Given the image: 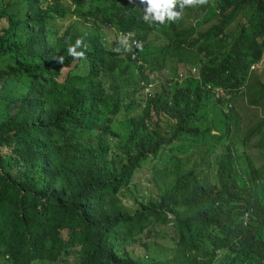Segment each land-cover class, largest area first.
Here are the masks:
<instances>
[{
	"label": "trees",
	"instance_id": "obj_1",
	"mask_svg": "<svg viewBox=\"0 0 264 264\" xmlns=\"http://www.w3.org/2000/svg\"><path fill=\"white\" fill-rule=\"evenodd\" d=\"M71 1L0 8V264H264V0Z\"/></svg>",
	"mask_w": 264,
	"mask_h": 264
},
{
	"label": "rangeland",
	"instance_id": "obj_2",
	"mask_svg": "<svg viewBox=\"0 0 264 264\" xmlns=\"http://www.w3.org/2000/svg\"><path fill=\"white\" fill-rule=\"evenodd\" d=\"M7 1L8 0H0V8L2 6H5ZM66 9L69 11L73 10V8L70 7L69 5H66ZM26 11H27V4L25 3V0H18V4L15 6L13 12L16 13L18 15V17L21 18V17H25ZM71 24H74V26L79 27V28H85V26H86V23H84L83 20H81L77 17H74V16H69L67 19H63V20L57 19V20L51 21V23L48 26L50 29L49 41L53 42L57 38V30L63 32L66 28H69L70 26H72ZM97 29H96V34L100 33L102 40L104 42L107 41L110 44H112L115 41V39L117 37L116 31H114L115 29L103 28L104 30L102 29L103 31H101V32H97ZM120 38H122V37H120ZM125 40L127 41V39H125ZM175 65H176V59L167 65L166 70L163 73V74H167V77L169 80L174 79V77L176 76L175 72H174ZM251 71H252L251 76H250V79L248 82L249 85L256 84L259 80L264 81V57H263V60L258 65L251 67ZM191 72H192L191 74H193L194 68L191 69ZM163 74H162V77L164 78ZM156 82L157 83L160 82V79L157 78ZM17 89H18L19 93H22V91H23L22 88H20L18 86ZM223 96L226 97V94H223ZM245 97L247 99H250L248 96H245ZM245 97H244V99L246 100ZM233 101H234V105L237 104V106H242V104H245V102H243V99H242V97H240V95H238L237 98L234 99ZM149 176H150V174L148 173V168H147V170L139 171L136 175L135 180H136V182H141L142 179H144L145 177H149ZM209 181H210L209 177H207V178L205 177V182L207 184H212L215 182V181H213V182H209ZM67 264H76L75 258H70V260H68Z\"/></svg>",
	"mask_w": 264,
	"mask_h": 264
},
{
	"label": "clouds",
	"instance_id": "obj_3",
	"mask_svg": "<svg viewBox=\"0 0 264 264\" xmlns=\"http://www.w3.org/2000/svg\"><path fill=\"white\" fill-rule=\"evenodd\" d=\"M48 1L49 2H52L53 0H48ZM66 2L69 3V4H71L70 6L73 8V10L75 9V6L73 5V3H72L71 0H66ZM74 17H76V16L74 15ZM59 20H62V19H59ZM135 44H136V42L134 43V45ZM194 72H195V70H194ZM224 94H226V97H224L223 95H220V97H222V99H225L226 101H228V107L233 108L234 102L232 101V97H231L230 93H224Z\"/></svg>",
	"mask_w": 264,
	"mask_h": 264
},
{
	"label": "built area",
	"instance_id": "obj_4",
	"mask_svg": "<svg viewBox=\"0 0 264 264\" xmlns=\"http://www.w3.org/2000/svg\"><path fill=\"white\" fill-rule=\"evenodd\" d=\"M180 76H182V75H180Z\"/></svg>",
	"mask_w": 264,
	"mask_h": 264
}]
</instances>
